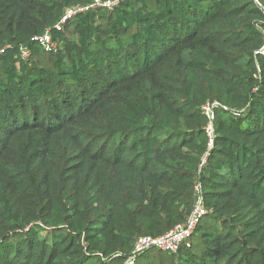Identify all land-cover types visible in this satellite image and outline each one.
Here are the masks:
<instances>
[{"label": "trees", "instance_id": "obj_1", "mask_svg": "<svg viewBox=\"0 0 264 264\" xmlns=\"http://www.w3.org/2000/svg\"><path fill=\"white\" fill-rule=\"evenodd\" d=\"M92 1L0 0V264H264V0Z\"/></svg>", "mask_w": 264, "mask_h": 264}, {"label": "built area", "instance_id": "obj_2", "mask_svg": "<svg viewBox=\"0 0 264 264\" xmlns=\"http://www.w3.org/2000/svg\"><path fill=\"white\" fill-rule=\"evenodd\" d=\"M117 3V0H93L91 3L86 5H78L70 7L66 10L61 21L57 24V28L61 29L65 22L71 19L79 12H83L95 7H113ZM45 48L49 50H55L57 47L56 41L49 31L42 36L36 38ZM29 53L28 49H23V56H27ZM215 103H207L203 106L204 112L211 119L210 124L207 128L210 143H213V117H214V105ZM205 210L199 203L195 207L193 213L189 216L185 223H180L167 231L164 234L153 236L144 235L139 237L135 243L132 250V254L125 260L124 264H134L135 258L140 253L149 249H161L165 251H177L182 245H189L191 236L200 220V217L204 214Z\"/></svg>", "mask_w": 264, "mask_h": 264}]
</instances>
